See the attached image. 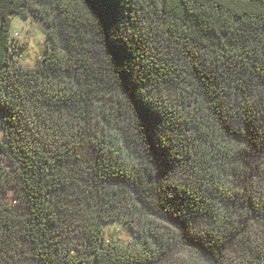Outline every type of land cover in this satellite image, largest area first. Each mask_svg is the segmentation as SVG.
<instances>
[{
	"label": "trees",
	"instance_id": "1",
	"mask_svg": "<svg viewBox=\"0 0 264 264\" xmlns=\"http://www.w3.org/2000/svg\"><path fill=\"white\" fill-rule=\"evenodd\" d=\"M0 127V264H264V0H0Z\"/></svg>",
	"mask_w": 264,
	"mask_h": 264
},
{
	"label": "rangeland",
	"instance_id": "2",
	"mask_svg": "<svg viewBox=\"0 0 264 264\" xmlns=\"http://www.w3.org/2000/svg\"><path fill=\"white\" fill-rule=\"evenodd\" d=\"M11 21V33L13 44L16 47V56L20 55L19 61L23 65L34 66L46 51V35L42 23L20 14L12 15ZM4 140L3 131L0 127V142H4ZM0 163H3L1 159ZM6 166L9 167L7 164ZM104 233L108 240L113 237L119 238L125 244H128L133 237L131 229L118 221L105 224ZM87 264L95 263L89 262Z\"/></svg>",
	"mask_w": 264,
	"mask_h": 264
},
{
	"label": "snow or ice",
	"instance_id": "3",
	"mask_svg": "<svg viewBox=\"0 0 264 264\" xmlns=\"http://www.w3.org/2000/svg\"><path fill=\"white\" fill-rule=\"evenodd\" d=\"M114 55H115L117 58H120V57L123 55V50H121V49H117L116 52L114 53Z\"/></svg>",
	"mask_w": 264,
	"mask_h": 264
}]
</instances>
